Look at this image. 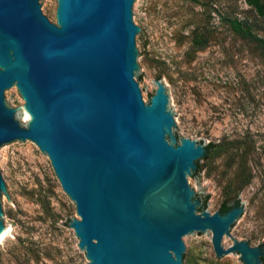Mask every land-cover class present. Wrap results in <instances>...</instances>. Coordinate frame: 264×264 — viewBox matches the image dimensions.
<instances>
[{
  "label": "water",
  "instance_id": "1",
  "mask_svg": "<svg viewBox=\"0 0 264 264\" xmlns=\"http://www.w3.org/2000/svg\"><path fill=\"white\" fill-rule=\"evenodd\" d=\"M0 0V150L35 144L78 218L85 264H186L187 238L210 234L216 257L264 264L263 246L224 241L248 211L205 210L190 180L209 156L177 138L160 80L148 101L137 80L138 0ZM14 200L0 161V241Z\"/></svg>",
  "mask_w": 264,
  "mask_h": 264
},
{
  "label": "rangeland",
  "instance_id": "2",
  "mask_svg": "<svg viewBox=\"0 0 264 264\" xmlns=\"http://www.w3.org/2000/svg\"><path fill=\"white\" fill-rule=\"evenodd\" d=\"M55 22L56 0L44 5ZM237 19L264 42V16L244 0H138L135 25L145 31L137 46L136 81L148 101L160 80L179 118L177 138L213 143L190 180L205 210L237 199L247 211L227 239L264 242V51L235 34ZM9 227L0 242V264H85L68 221L78 218L47 156L33 143L0 150ZM264 262V259H262ZM186 264H242L216 257L210 234L187 238Z\"/></svg>",
  "mask_w": 264,
  "mask_h": 264
},
{
  "label": "trees",
  "instance_id": "3",
  "mask_svg": "<svg viewBox=\"0 0 264 264\" xmlns=\"http://www.w3.org/2000/svg\"><path fill=\"white\" fill-rule=\"evenodd\" d=\"M244 2L247 5L251 6L257 15L264 16V0H244ZM229 26L235 34H237L238 36H240L243 39H248L250 41L255 42L261 48V50L264 51L263 40L261 38L255 36L252 32H250L249 28L242 25L237 19L229 20ZM214 146L215 145L211 142H207L204 144L205 149L208 150L209 152ZM200 201L205 208L206 196H204V198ZM235 203H238L237 199H234V201H232L231 203H227V201H222L218 207V210L220 212H224L225 210L230 208ZM259 245L263 246V248H264V242L260 243Z\"/></svg>",
  "mask_w": 264,
  "mask_h": 264
},
{
  "label": "bare ground",
  "instance_id": "4",
  "mask_svg": "<svg viewBox=\"0 0 264 264\" xmlns=\"http://www.w3.org/2000/svg\"><path fill=\"white\" fill-rule=\"evenodd\" d=\"M6 231H7V230H6ZM5 234H6V232H5ZM5 234H4V235H5ZM4 235H3V237H4ZM3 237H2V239H3ZM2 239H1V240H2ZM0 242H1V241H0Z\"/></svg>",
  "mask_w": 264,
  "mask_h": 264
}]
</instances>
